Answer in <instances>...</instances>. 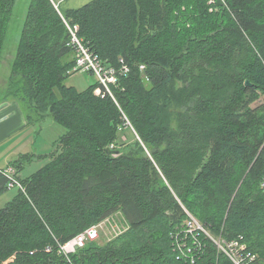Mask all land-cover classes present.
<instances>
[{
	"label": "trees",
	"instance_id": "trees-1",
	"mask_svg": "<svg viewBox=\"0 0 264 264\" xmlns=\"http://www.w3.org/2000/svg\"><path fill=\"white\" fill-rule=\"evenodd\" d=\"M59 1L30 0L0 96L66 130L28 178V156L10 163L24 191L0 209V264H233L222 239L264 264V0ZM17 2L0 0V64ZM63 17L104 67L129 69L114 98L90 72L85 90L67 85L79 73ZM117 213L123 234L61 252ZM192 218L210 236L188 233Z\"/></svg>",
	"mask_w": 264,
	"mask_h": 264
},
{
	"label": "rangeland",
	"instance_id": "rangeland-1",
	"mask_svg": "<svg viewBox=\"0 0 264 264\" xmlns=\"http://www.w3.org/2000/svg\"><path fill=\"white\" fill-rule=\"evenodd\" d=\"M29 4L30 0H18L12 20L9 24L3 60L0 64V96L3 95V89L11 74L12 63L16 56L18 44L23 33ZM95 82L96 78L91 74L79 73L67 80V85L75 86L78 90L82 91ZM262 102L263 98L259 104ZM125 120L128 123V120ZM64 134H66V130L60 124L54 122L52 118L47 117L40 121H36L35 118L32 124L29 125L22 134L15 136L14 138L12 137L9 141L7 140L0 145V169L7 170L11 166L10 163L16 159V154L24 150L29 159L28 157L23 159L25 165L20 175L23 178H28L42 167L49 164L50 156L56 151L58 141ZM126 136L129 138V131L121 136L123 142L133 141V137L130 136L131 138L127 139ZM17 192L18 189L13 188L9 189L4 195H2L0 197V209L4 208L7 203L13 199ZM195 221L200 225L197 220ZM94 227H96L100 234L97 242L104 244L123 234L128 229V224L122 214L117 213ZM191 230L192 228L187 231L191 232Z\"/></svg>",
	"mask_w": 264,
	"mask_h": 264
},
{
	"label": "built area",
	"instance_id": "built-area-1",
	"mask_svg": "<svg viewBox=\"0 0 264 264\" xmlns=\"http://www.w3.org/2000/svg\"><path fill=\"white\" fill-rule=\"evenodd\" d=\"M63 0H60L57 4H55L56 8L60 9V4ZM60 11V10H59ZM61 14V13H60ZM62 15V14H61ZM64 22L67 25V28L70 32V44L73 46L75 50V67L73 72L76 73H93L98 79L99 84L105 89V91L114 98L112 87L116 86L119 81L120 75L126 74L129 72L128 68H123L119 72L114 68H106L101 62L83 45L82 40L78 37L79 27L77 25H70L66 19ZM144 70V67H141ZM102 89L97 90V95L101 94ZM4 173L10 178L11 182L9 187L11 189L17 188L18 190L24 191L23 185L15 176V169L13 167H9ZM261 188L264 192V177L262 179ZM194 221V222H193ZM189 226L192 228L191 232L195 231H203L207 233L202 226H200L194 218H192V222ZM208 234V233H207ZM209 235V234H208ZM210 236V235H209ZM99 238V232L96 227H93L84 233H81L73 240L66 244H61L62 252L69 257V255L74 254L77 250L84 248L89 242L96 241ZM196 238V237H194ZM181 243V242H179ZM196 243V241H195ZM216 244L218 248L226 254V256L231 260L233 264H244V260L250 255L244 253L246 251V247L240 240L226 241V240H217ZM179 249V247L177 248ZM182 255H186L185 252H181Z\"/></svg>",
	"mask_w": 264,
	"mask_h": 264
},
{
	"label": "crops",
	"instance_id": "crops-1",
	"mask_svg": "<svg viewBox=\"0 0 264 264\" xmlns=\"http://www.w3.org/2000/svg\"><path fill=\"white\" fill-rule=\"evenodd\" d=\"M90 1L92 0H63L61 6L63 11H67L69 9L80 8ZM31 124L32 123L28 121L27 115L19 102L16 100L0 102V145L7 140L9 141L12 137L14 138L22 134ZM26 155L24 150H22L16 154V159Z\"/></svg>",
	"mask_w": 264,
	"mask_h": 264
},
{
	"label": "bare ground",
	"instance_id": "bare-ground-1",
	"mask_svg": "<svg viewBox=\"0 0 264 264\" xmlns=\"http://www.w3.org/2000/svg\"><path fill=\"white\" fill-rule=\"evenodd\" d=\"M261 183H262V181H261ZM61 252H62V249H61ZM63 253V252H62ZM64 254V253H63Z\"/></svg>",
	"mask_w": 264,
	"mask_h": 264
}]
</instances>
